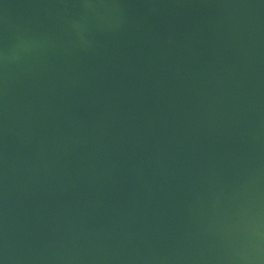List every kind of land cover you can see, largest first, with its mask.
I'll use <instances>...</instances> for the list:
<instances>
[{
	"label": "water",
	"instance_id": "95a60500",
	"mask_svg": "<svg viewBox=\"0 0 264 264\" xmlns=\"http://www.w3.org/2000/svg\"><path fill=\"white\" fill-rule=\"evenodd\" d=\"M0 264H264V0H0Z\"/></svg>",
	"mask_w": 264,
	"mask_h": 264
}]
</instances>
